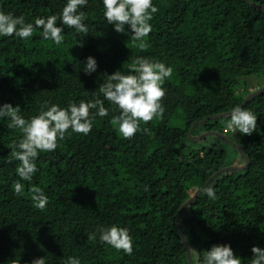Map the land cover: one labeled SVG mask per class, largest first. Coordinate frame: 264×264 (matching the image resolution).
I'll use <instances>...</instances> for the list:
<instances>
[{"label": "trees", "instance_id": "obj_1", "mask_svg": "<svg viewBox=\"0 0 264 264\" xmlns=\"http://www.w3.org/2000/svg\"><path fill=\"white\" fill-rule=\"evenodd\" d=\"M65 3L0 0V10L34 22L59 15ZM153 3L158 11L142 41L105 21L102 0H89L82 9L89 32L65 28L59 45L44 40L41 29L26 40L14 34L0 38V104L19 105L26 119L45 103L67 107L100 99L109 109L108 116L93 119L89 134H66L54 152L40 153L30 183L20 181L19 161L11 158L22 133L9 129L7 119L0 122V264H32L38 258L64 264L68 257L81 264H189L176 222L181 206L221 168L246 163L224 139L193 141L189 132L196 121L232 111L263 87L251 90L243 79L264 75V10L251 4L264 8V0ZM90 55L98 68L88 75L84 63ZM137 58L164 62L173 75L163 85V118L141 122V130L125 139L118 132L119 110L99 87L108 75L127 73ZM244 108L258 117L251 135L228 129L230 117L192 131L193 136L220 131L241 144L250 160L246 169L212 179L216 200L203 190L184 209L180 224L193 264H201L203 253L217 244H230L242 264H251L254 245L264 247V93ZM17 181L23 185L20 195L14 191ZM33 188L49 198L43 211L34 206ZM113 225L128 230L131 255L100 243L97 230Z\"/></svg>", "mask_w": 264, "mask_h": 264}, {"label": "clouds", "instance_id": "obj_2", "mask_svg": "<svg viewBox=\"0 0 264 264\" xmlns=\"http://www.w3.org/2000/svg\"><path fill=\"white\" fill-rule=\"evenodd\" d=\"M89 0H66L59 15L35 18L34 22L26 21L24 16H15L11 12L0 10V38L15 37L30 39L36 29L42 30L44 40L53 41L56 45L63 42L65 28L74 29L77 33L87 34L86 13L82 11ZM103 17L118 33H127L131 38L142 41L151 31L152 14L158 11L153 0H102ZM59 21V23H58ZM126 25L128 27H126ZM82 43V42H81ZM144 45L141 44V47ZM97 59L88 56L84 63V72L88 75L96 72ZM173 75L171 66L164 62L147 58H137L127 73L120 70L108 75L100 87L104 100L119 110L116 118L118 132L125 139L133 137L140 131V123H147L154 118H163L165 107L162 100L166 94L165 81ZM109 109L104 101L92 99L69 103L67 107L45 103L38 115L26 119L21 115V107L12 103L0 104V122L9 120V129H18L22 138L11 149V158L19 161L16 174L20 181L31 182L38 172L37 158L42 152H54L58 141L67 135L78 133L87 135L93 127L95 117H106ZM258 117L252 111L241 106L233 107L227 128L242 135H251L256 131ZM14 191L23 193V185L17 181ZM204 191L208 199L216 200L217 193L209 185ZM31 199L34 206L43 211L49 198L40 188H33ZM99 241L110 245L125 254L133 253V240L126 228L118 226L100 227ZM251 264H264V247L253 246ZM32 264H44L42 258ZM64 264H81L78 257H68ZM201 264H242V259L234 254L230 244L213 245L203 253Z\"/></svg>", "mask_w": 264, "mask_h": 264}, {"label": "water", "instance_id": "obj_3", "mask_svg": "<svg viewBox=\"0 0 264 264\" xmlns=\"http://www.w3.org/2000/svg\"><path fill=\"white\" fill-rule=\"evenodd\" d=\"M251 4L254 5V6H258L259 8H261V9L264 10V8H263L261 5H257V4H255V3H251ZM262 93H264V87L259 88V89L255 90V91H252L249 95H247V96L245 97V99L243 100V102H242V104H241V107L244 108V106H245V104H246L247 102H249L252 98H254L255 96H257V95H259V94H262ZM230 113H231V111H229V112H225V113H221V114H217V115H215V116H208V117L204 118V119L201 120V121H196V122L193 124V126H192V128H191V130H190V132H189V137H190V139L193 140V141H198V140H200V139H202V138H205V137L208 136V135H215V136H218V137H220L221 139H224L225 141H227L229 144H231V145L234 146L235 148H237L238 151L242 154V156L245 157V159H246V163L243 164V165H230V166H226V167L221 168V169H220L219 171H217L216 173H214V174L211 176V178H210L209 180H207V182L204 184V186L201 187V188L198 190V192H197L192 198H190L187 202H185V203L181 206V208H180V210H179V212H178V216H177V220H176V222H177V224H178V227H179V230H180V234H181V237H182V241H183V244H184L185 249H186V252H187V257H188V262H189V264H193V259H192V254H191V249H190L189 244H188V242H187V240H186V237H185V235H184L183 227H182V225L180 224V219H181V217H182V215H183V211H184V209H185L187 206H189L192 202H194L195 200H197V199L201 196V194H202L204 188L207 187V186L210 184V182L212 181V179L216 178L218 175H220V174H222V173H224V172H226V171L240 172V171L246 169V168L248 167V165H249V162H250L249 157H248V156L246 155V153L244 152L243 148L241 147V144L235 143L234 141H232L231 138H229L228 136H226L225 134H223V133L220 132V131L212 130V131H207V132L201 134L200 136H193V135H192L193 128H195L198 124H201V123L207 122V121H209V120H211V119H214V118H227V117H230Z\"/></svg>", "mask_w": 264, "mask_h": 264}, {"label": "rangeland", "instance_id": "obj_4", "mask_svg": "<svg viewBox=\"0 0 264 264\" xmlns=\"http://www.w3.org/2000/svg\"><path fill=\"white\" fill-rule=\"evenodd\" d=\"M243 81H247L250 85H252L251 90H254L256 87H259V86H263L264 87V75H260V76L252 75V76H249V77H245L243 79ZM203 133H200V134L194 135V136H200ZM208 137H210V140L212 139V141L216 140V136L215 135H208ZM199 143L200 144L198 146H201L202 142H199ZM229 150H230L229 151L230 152V156H229L230 158H232L233 155L236 156V151L232 147H231V149L229 148ZM228 163H231V161L229 160Z\"/></svg>", "mask_w": 264, "mask_h": 264}]
</instances>
